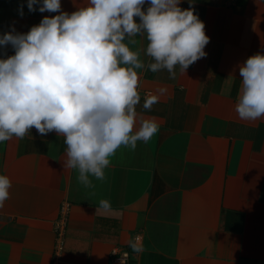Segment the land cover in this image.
<instances>
[{"label":"crops","instance_id":"obj_1","mask_svg":"<svg viewBox=\"0 0 264 264\" xmlns=\"http://www.w3.org/2000/svg\"><path fill=\"white\" fill-rule=\"evenodd\" d=\"M87 4L61 0L68 13ZM192 6L210 38L207 55L186 73L177 66L175 79L167 70H137L136 128L154 119L159 131L135 151L121 147L103 181L90 176L95 188L64 167L66 145L55 132L32 128L23 139L0 143V175L12 182L0 208V264H51L56 246L66 264H115L111 249L127 253L124 264H264V118L243 121L235 112L239 66L264 54V0ZM57 14L30 12L27 0H0V35L13 26L27 33ZM135 39L130 48L140 49L147 64L148 41ZM159 88L166 94L144 109L146 95ZM61 206L66 221L56 236ZM135 235L139 254L129 247Z\"/></svg>","mask_w":264,"mask_h":264},{"label":"clouds","instance_id":"obj_2","mask_svg":"<svg viewBox=\"0 0 264 264\" xmlns=\"http://www.w3.org/2000/svg\"><path fill=\"white\" fill-rule=\"evenodd\" d=\"M188 2L184 9L181 0H88L68 13L61 0H27L30 12L59 14L44 16L27 33L13 26L0 35V48L14 50L10 56L0 53V143L23 139L32 128L40 135L55 132L66 145L64 167L77 170L78 181L95 188L90 176L103 181L121 147L135 151L137 142L146 144L159 131L154 119H141L136 128L137 70H167L175 79L177 66L186 73L207 55L205 24L193 0ZM19 13L23 16V4ZM136 37L148 41L147 64L140 49L130 48ZM239 74L238 118H264V54L248 57ZM166 92H149L143 108L151 110ZM11 187L10 178L0 175V208ZM100 206L108 208L109 201L101 200ZM129 247L143 251L135 239Z\"/></svg>","mask_w":264,"mask_h":264},{"label":"built area","instance_id":"obj_3","mask_svg":"<svg viewBox=\"0 0 264 264\" xmlns=\"http://www.w3.org/2000/svg\"><path fill=\"white\" fill-rule=\"evenodd\" d=\"M65 210L66 209L63 206H61V211H60L59 216H58V224H56V227H55L56 236L61 235L63 232V228H64L65 221H66V215H65L66 211ZM133 239L137 240L138 235H135L133 237ZM60 250H61L60 246H56L54 248L51 264H66L61 259H59ZM110 254H111L113 262L115 264H124L126 256H127L126 252H122L121 254H118L115 249H111Z\"/></svg>","mask_w":264,"mask_h":264}]
</instances>
